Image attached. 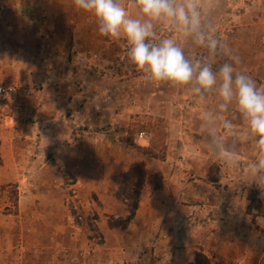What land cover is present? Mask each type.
I'll return each mask as SVG.
<instances>
[{
  "label": "rangeland",
  "instance_id": "rangeland-1",
  "mask_svg": "<svg viewBox=\"0 0 264 264\" xmlns=\"http://www.w3.org/2000/svg\"><path fill=\"white\" fill-rule=\"evenodd\" d=\"M118 3L152 23L154 42L172 39L194 66L214 73L232 63L264 91V0H194L196 30L174 18H146L129 0ZM209 37L218 40L215 51ZM128 47L123 36H102L96 17L75 0H0V84L27 92L20 118L0 120V144L12 142L16 152L7 166L0 158V264H188L197 252L211 264H241L226 259L232 235L245 241L247 226L264 232V172H253L264 152L235 101L221 107V78L200 94L195 80L154 82L130 62ZM42 125L56 128L62 144L70 140L76 176L42 166ZM140 131L151 134L148 145L135 141ZM142 148L165 161L154 164L172 197L168 215L148 238L109 233L106 224L122 219L103 213L108 201L104 207L94 188L129 149ZM213 207L229 217H218L226 231L214 244Z\"/></svg>",
  "mask_w": 264,
  "mask_h": 264
},
{
  "label": "clouds",
  "instance_id": "clouds-1",
  "mask_svg": "<svg viewBox=\"0 0 264 264\" xmlns=\"http://www.w3.org/2000/svg\"><path fill=\"white\" fill-rule=\"evenodd\" d=\"M140 10L146 18L159 19L161 17L174 18L179 24L196 30L200 24L199 11L194 6V0L177 3V0H136ZM75 5L89 13L97 20L98 31L109 38H123L127 41L128 59L138 71L143 72L154 82H171L176 85H189L195 80L198 85L195 93L213 89L217 85L219 76V96L225 107L235 101L238 110L248 122L250 132L258 137L257 147L264 152V91L256 86L252 77L234 70L232 63H224L219 73H214L211 66L201 67L199 62L193 63L186 58L182 48L172 39H164L159 43L151 38L155 33L152 23L142 22L132 18L118 0H75ZM209 47L215 51L218 40L209 37ZM199 43H205L203 34L199 36ZM236 64L241 63L235 57ZM203 99V96L200 97ZM231 126V121H226ZM253 172H264V159L253 165ZM260 187V185H258ZM261 188V187H260ZM264 189V188H261Z\"/></svg>",
  "mask_w": 264,
  "mask_h": 264
},
{
  "label": "crops",
  "instance_id": "crops-1",
  "mask_svg": "<svg viewBox=\"0 0 264 264\" xmlns=\"http://www.w3.org/2000/svg\"><path fill=\"white\" fill-rule=\"evenodd\" d=\"M131 4L136 3L130 1L129 7H131ZM42 120L45 121L46 119L43 118ZM43 124L45 123L43 122ZM38 133L40 137L38 138L36 151L38 152V159H42V166H49L47 164L51 163L53 167L64 168L73 177L76 176L74 161L77 157L70 140H68L66 144H62L60 134L56 131V128L47 129L43 125L41 129L38 130ZM11 140H13V138ZM129 151V155L125 157L123 161L119 160L121 162L110 166L113 170H105L103 173L104 175L101 176L103 181L98 182L94 188L96 191L102 194L101 196L103 198L104 207L106 200L108 201L107 207H105L103 213L114 216L116 219H125L128 215L125 205L116 197V191L119 189L122 183V175L128 170V168L132 164L143 163L147 170L156 171L160 166L154 164V162L162 164L165 163V161L163 162V160H156L155 158H152L141 151L134 152L130 149ZM15 155L16 152L12 142H9V145L6 142H2L0 144V158L3 160L4 166H7L9 163H14L16 160ZM151 159H153V161ZM89 166H91V164H89ZM89 166L85 162V175L90 174V172L87 171ZM158 171L161 172V187L152 188L146 185L139 191L138 206L135 215L126 228L120 229V231L132 233L141 232L142 239L144 236H147L148 238V236H151V234L147 233L151 226L155 224L157 220L159 221V219H163L168 215L169 206H171L173 201L167 188L168 183L166 184L165 182L166 178L164 177V171L161 169V167L158 169ZM180 194L184 195L183 190H180ZM109 203L111 205H109ZM212 211H215L212 216L213 218H210V222L215 224L213 227L214 231L211 234L214 244L215 239L216 241H219L220 235L224 234L226 231V220L222 221V219L218 217H223L225 219L229 217L225 214L219 216L218 209L215 207L212 208ZM180 216L181 213L178 214V217ZM246 223L249 225V221L246 220ZM106 226L109 233L118 230V228L108 227L107 224ZM260 228L264 229V226L262 225ZM242 230H244V232L247 234L246 240H237L235 234H233L232 238L234 239H232V244L230 243V247L228 248V250H232L233 253H226V259L233 263L240 262L241 264H264V232L254 229L251 226L244 227ZM153 232L155 233L156 229H153Z\"/></svg>",
  "mask_w": 264,
  "mask_h": 264
},
{
  "label": "trees",
  "instance_id": "trees-1",
  "mask_svg": "<svg viewBox=\"0 0 264 264\" xmlns=\"http://www.w3.org/2000/svg\"><path fill=\"white\" fill-rule=\"evenodd\" d=\"M136 3V0H129ZM126 144L132 146V141L127 139ZM142 153L147 154L153 158L159 159L154 156L147 148H142ZM150 186L152 188L161 187V177L157 176L156 172L147 170L143 163L132 164L128 170L122 175V183L117 191V199L122 202L128 212L125 219L120 220L119 224H110V228L124 229L129 224L133 216L135 215L138 206L139 191L144 186ZM188 264H211L209 258L201 252H197L192 262Z\"/></svg>",
  "mask_w": 264,
  "mask_h": 264
},
{
  "label": "built area",
  "instance_id": "built-area-1",
  "mask_svg": "<svg viewBox=\"0 0 264 264\" xmlns=\"http://www.w3.org/2000/svg\"><path fill=\"white\" fill-rule=\"evenodd\" d=\"M25 94L26 90L16 84H0V120L16 122L20 118L24 111L22 98ZM135 139L137 143L148 145L151 134L140 131Z\"/></svg>",
  "mask_w": 264,
  "mask_h": 264
}]
</instances>
